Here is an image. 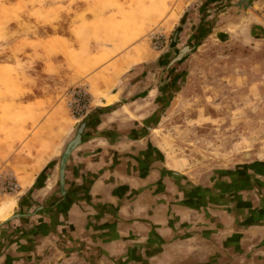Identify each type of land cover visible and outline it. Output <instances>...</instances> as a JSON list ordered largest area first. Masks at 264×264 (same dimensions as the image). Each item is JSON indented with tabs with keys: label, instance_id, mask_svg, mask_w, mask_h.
Wrapping results in <instances>:
<instances>
[{
	"label": "crops",
	"instance_id": "0c3cea01",
	"mask_svg": "<svg viewBox=\"0 0 264 264\" xmlns=\"http://www.w3.org/2000/svg\"><path fill=\"white\" fill-rule=\"evenodd\" d=\"M211 2L215 6L208 11H215L216 26L204 40L217 49L218 56L215 73L207 77L218 80L214 91L220 98L213 110L218 126L229 120L226 112L233 111L236 123L243 127L236 133V139H219L220 146L230 145L218 153L229 160L228 164L216 166L218 170L187 164L178 168L167 161L156 138L157 126L162 120L156 125L143 126L148 115L145 111L149 110L145 106L151 102L139 105L137 97L110 112L103 111L120 92L116 86L122 77L119 73L114 77L113 73L114 80H109L111 73H105L97 77L91 93L97 100L96 110L102 112L94 122L87 116L84 138L66 161L61 188L59 162L54 160L69 138L72 123L59 116L61 107L56 97L61 81L57 78V86L49 90L45 88L49 85L46 79L63 69L68 81L77 82L81 72L74 62L70 63L69 50L102 54L101 51L105 53L113 44L92 37L93 17L87 14V6L70 15L63 31L23 38L29 56L40 60L35 61L38 66L35 76L30 74L28 78L34 83V96L28 95V102L40 100L44 108L33 109L39 112L36 117L39 121L34 124L36 135L22 139L21 134H0V164L26 160L13 166L21 173L20 193L45 167L47 175L57 171L58 186L53 180L45 184L44 193L49 194L47 202L52 197L55 201L40 205L44 209V225L48 224L49 228L52 225L54 231L46 233L32 247H28L26 240L19 246L17 242L3 239L1 242L11 244L7 251L12 257L22 253L27 258L30 254L41 255L40 261L44 260V264H52L57 259H62L60 264H264V182L258 185L255 179L264 181V0ZM32 25L37 29L40 23L33 20ZM53 39H58L59 49L47 55L45 42ZM206 57H202L203 62H212ZM97 73L103 74L102 69ZM193 80L191 77L183 90L192 92ZM222 83L224 86L220 87ZM149 92L143 99H151ZM180 92L170 99L166 112L176 103ZM231 94L235 96L229 97ZM228 101L230 105L226 104ZM134 103L135 109L143 112L126 119L123 109L131 110ZM46 110L51 112L43 116ZM33 123L28 121L23 128L31 132ZM127 126L144 127V131L150 132L133 136L118 131ZM113 137L116 138L111 140ZM33 141L34 148L26 150L24 144L30 145ZM70 177L72 197L68 193ZM67 199L71 205L66 216L59 220L50 217L61 206L65 207ZM14 206L15 202L5 209V216L0 219L10 217ZM40 206L24 213L36 214ZM7 222L0 225V231ZM69 246L72 249L68 251ZM84 252L88 262L81 260ZM15 263L11 259L5 264Z\"/></svg>",
	"mask_w": 264,
	"mask_h": 264
},
{
	"label": "rangeland",
	"instance_id": "374dc122",
	"mask_svg": "<svg viewBox=\"0 0 264 264\" xmlns=\"http://www.w3.org/2000/svg\"><path fill=\"white\" fill-rule=\"evenodd\" d=\"M85 6H87V14L93 17L90 22L93 24L92 37L97 41L113 44V47L107 49L105 53L101 51L102 54H86L83 49L78 50L79 52L69 50L70 63L74 62L80 68L81 79L77 82L68 81V74H65L63 69L46 79L49 85L45 88L49 90L57 86V78L61 81L60 93L56 97L60 102L59 108L61 107L59 116L72 123V130L66 143L75 135L78 126L87 116H90L89 121L94 122L99 112H102L96 110L97 100L91 94L97 77L111 73L108 79L114 80L119 73L122 77L116 89L120 92L103 111L110 112L122 103L137 97L140 100L139 105L151 102L145 106L149 110L145 111L148 115L143 120L145 122L143 126L156 125L162 120L160 126H157L156 138L169 163L178 168H184L187 164L196 168H215V170H218L216 166L228 164L229 160H224L218 153L222 151L221 149H227L230 144L224 143L220 146L219 139L225 138L230 141L236 139V133L243 127L236 123L233 111L226 112L230 115L229 120L218 126L219 121L213 110L214 104L220 98L214 91L218 80L211 81V78L208 80L207 77L215 73L214 66L218 56L217 49L204 40L216 26L215 11H208L215 6L211 0H0V134L5 136L21 134L22 139L27 135H36L38 132L35 131L34 124L35 121L37 123L39 121L36 120L39 112L33 109L44 108V103L40 100L34 103L28 102L30 100L28 95L34 96L32 94L34 83L28 78L30 74L35 76L38 67L35 61L40 60L38 57L29 56L28 45L23 38L43 34L48 36L63 31V25L68 24L70 15ZM33 20L40 23L37 29L32 25ZM204 43L205 45L201 47ZM59 45L58 39H53L45 42L44 50L50 55L59 49ZM185 46L188 50L176 59ZM138 56H141V59ZM203 56L212 59V62L208 64L203 62ZM99 69H102L103 74L97 73ZM113 73L114 77H112ZM91 74H95V77L89 78ZM191 77L194 78L193 91L188 92L183 88ZM219 86L224 85L222 83ZM149 91L151 99L148 101L143 97ZM179 91L181 92L177 96L176 103L166 112L170 99ZM233 96L235 95L231 94L229 97ZM226 104L230 105L231 102L228 101ZM135 107L134 103L131 110L127 107L123 109L125 118L139 116L142 109L137 110ZM50 112L46 110L42 113L44 116ZM28 121L34 122V129L31 132L23 128ZM142 128L144 129V127L135 129L127 126L118 131L128 132L133 136L149 134V130L144 131ZM66 143L54 160L55 163L59 162ZM34 144L35 141L30 145L27 143L24 145L29 151L34 148ZM17 162L25 163L26 160L14 159L5 166V163L0 164V177L8 176L16 183L14 192L0 191V218L5 216V209L11 207L14 202L15 206L11 214L18 211L31 213L37 206L52 204L55 201L52 197L47 202L49 194L44 193V187L52 180L53 184L57 183L58 186L57 171L53 175H47L45 172L47 167H45L20 193L21 187L18 182L21 173L13 169ZM47 166L50 168L51 164ZM224 170L228 171L227 168ZM70 178L68 193H71L73 188L70 185L73 182L72 177ZM255 179L258 185L264 182L259 177ZM55 193L57 194L58 191ZM66 203L65 207L61 206L55 211L56 213L49 216L57 217L58 220L62 216L65 217L71 200L67 199ZM53 231L52 225L50 228L48 224L44 225V209L38 210L36 214L18 216L7 222L0 231V264L8 263L11 259L17 261L15 264L25 262L44 264V260L40 261L41 255L36 257V254H30L27 258L22 253L15 258L12 257L7 251V246L11 244L1 241L6 238V241L17 242L20 246L26 240L28 247H32L40 243L42 236ZM32 235L35 236L34 241L31 240ZM57 244L63 247L62 244L58 242ZM13 246L14 244L11 247ZM68 248H70L68 251L72 249L71 246ZM87 256L84 252L81 260L88 262ZM57 260L52 264L62 262V259Z\"/></svg>",
	"mask_w": 264,
	"mask_h": 264
},
{
	"label": "water",
	"instance_id": "95a60500",
	"mask_svg": "<svg viewBox=\"0 0 264 264\" xmlns=\"http://www.w3.org/2000/svg\"><path fill=\"white\" fill-rule=\"evenodd\" d=\"M188 50V47L185 46L184 48H182V50L180 51V53L178 54V56H176V59L177 58H180V56L186 51ZM86 122L87 120H84L83 122L80 123V125L78 126L77 130H76V133L75 135L66 143L62 153L60 154V158H59V183H60V186L61 188L63 187L64 185V171H65V165H66V161L70 155V153L72 152V150L74 148H76L82 141V139L84 138V135H83V130H84V127L86 126ZM42 208V206L38 207L36 209V211L38 209ZM26 213L22 212V211H18L14 214H11L10 217H8L7 219L5 220H2L0 221V225L3 224L4 222H7L13 218H16L18 216H25Z\"/></svg>",
	"mask_w": 264,
	"mask_h": 264
},
{
	"label": "built area",
	"instance_id": "2783aa9c",
	"mask_svg": "<svg viewBox=\"0 0 264 264\" xmlns=\"http://www.w3.org/2000/svg\"><path fill=\"white\" fill-rule=\"evenodd\" d=\"M16 183L13 182L12 178L5 176L0 177V191L14 192Z\"/></svg>",
	"mask_w": 264,
	"mask_h": 264
}]
</instances>
